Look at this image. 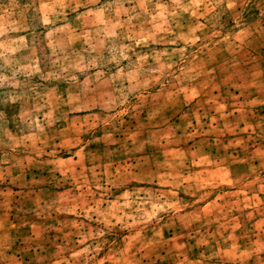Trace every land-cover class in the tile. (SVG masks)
I'll return each mask as SVG.
<instances>
[{
	"label": "rangeland",
	"instance_id": "1",
	"mask_svg": "<svg viewBox=\"0 0 264 264\" xmlns=\"http://www.w3.org/2000/svg\"><path fill=\"white\" fill-rule=\"evenodd\" d=\"M0 264H264V0H0Z\"/></svg>",
	"mask_w": 264,
	"mask_h": 264
}]
</instances>
